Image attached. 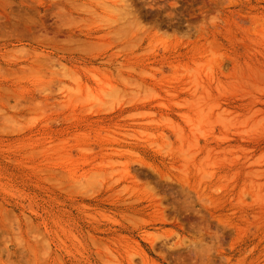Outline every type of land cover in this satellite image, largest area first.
I'll use <instances>...</instances> for the list:
<instances>
[{
	"label": "rangeland",
	"instance_id": "374dc122",
	"mask_svg": "<svg viewBox=\"0 0 264 264\" xmlns=\"http://www.w3.org/2000/svg\"><path fill=\"white\" fill-rule=\"evenodd\" d=\"M0 264H264V0H0Z\"/></svg>",
	"mask_w": 264,
	"mask_h": 264
}]
</instances>
